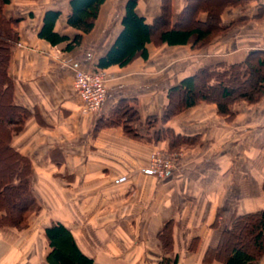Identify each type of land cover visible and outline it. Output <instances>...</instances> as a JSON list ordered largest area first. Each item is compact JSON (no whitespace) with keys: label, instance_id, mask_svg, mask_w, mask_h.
Masks as SVG:
<instances>
[{"label":"crops","instance_id":"crops-1","mask_svg":"<svg viewBox=\"0 0 264 264\" xmlns=\"http://www.w3.org/2000/svg\"><path fill=\"white\" fill-rule=\"evenodd\" d=\"M71 1L11 0L4 9L7 17L21 20L10 73L15 104L31 113L12 146L32 163V194L42 208L37 223L44 237L47 227L61 223L94 264H159L166 255L159 234L172 222L168 257L178 264H208V249L219 245L233 216L264 210V99L234 107L231 116L218 114L216 105L201 104L169 122L165 127L195 141L177 150L184 172L163 179L143 169L156 149L169 151L168 141L138 142L122 128L94 130L119 100L131 99L138 102L140 130L147 134V118L162 115L168 90L184 78L205 66L241 63L250 51H264V0L227 8L224 26L243 21L205 48L150 43L148 60L139 56L124 68L106 70L108 99L93 114L81 111L74 74L61 61L96 69L123 31L128 0H106L88 34L68 26ZM170 1L174 26L187 0ZM162 5L163 0H138L136 11L153 25ZM49 11L61 13L56 33L83 36L79 47L68 52L67 43L51 46L40 39ZM199 19L205 21L206 15ZM19 233L0 230V264L31 263L28 250L22 259L21 242L33 244L35 234L20 241ZM31 261L39 262L36 256Z\"/></svg>","mask_w":264,"mask_h":264},{"label":"trees","instance_id":"trees-1","mask_svg":"<svg viewBox=\"0 0 264 264\" xmlns=\"http://www.w3.org/2000/svg\"><path fill=\"white\" fill-rule=\"evenodd\" d=\"M254 0H187L178 22L173 26L171 1L163 0L162 13L153 25L146 23L136 11L138 0H128L122 20L123 31L109 52L101 58L94 70L106 71L114 66L124 68L137 57L148 60L147 45L167 44L170 47L192 44L205 48L218 36L233 30L239 23L222 24V14L229 7ZM106 0H72V13L68 26L84 34L94 29L101 6ZM11 0H0V230L14 229L24 232L29 228L32 214L40 212L32 194L31 161L21 155L12 140L19 135L31 113L14 102L15 83L10 73L12 54L19 44L20 19L9 18L4 12ZM264 8L261 9L262 14ZM201 14L206 20L199 19ZM59 11L45 15L40 39L51 46L67 43L66 50L73 51L82 43L83 36L73 39L55 32L60 17ZM264 99V51H250L241 63H218L205 66L180 84L168 90V104L161 116L146 120L147 134H142L132 124H140L138 102L121 99L111 109L108 117L100 118L95 132L106 128H122L129 139L138 142L168 141L170 149L177 150L189 145L194 138L176 133L165 127L184 112L201 104L216 105L218 114L233 115V108L240 103L255 105ZM216 248L208 249L205 263L260 264L264 259V210L233 217ZM49 253L47 264H94L78 246L72 232L61 223H53L45 229ZM165 257L159 264H178L168 257L173 252V225L168 222L159 234Z\"/></svg>","mask_w":264,"mask_h":264},{"label":"built area","instance_id":"built-area-1","mask_svg":"<svg viewBox=\"0 0 264 264\" xmlns=\"http://www.w3.org/2000/svg\"><path fill=\"white\" fill-rule=\"evenodd\" d=\"M62 66L74 74V90L82 101L81 111L84 114L98 113L108 99V82L110 80L106 71L85 70L72 59H62ZM155 156L153 163L144 174L149 176L164 177L173 171L171 157L162 154V158Z\"/></svg>","mask_w":264,"mask_h":264},{"label":"rangeland","instance_id":"rangeland-1","mask_svg":"<svg viewBox=\"0 0 264 264\" xmlns=\"http://www.w3.org/2000/svg\"><path fill=\"white\" fill-rule=\"evenodd\" d=\"M230 32V31H229ZM219 37V36H218ZM61 64H62V62H61ZM242 104L243 103H240V104H237L236 106H238V107H241L242 106ZM235 106V107H236ZM132 128H138L139 129V131L141 132V130H140V124L138 123V122H135L134 124H132ZM142 133V132H141ZM142 134H146V133H142ZM180 149V148H179ZM179 149H177V150H179ZM177 150H171V149H169V151H162V150H159V149H156L152 154H151V158L149 159V162L147 163V165H146V167L144 168V169H146V168H148L152 163H153V159H154V157L155 156H158L157 158H159V157H161L162 158V154H165V155H167L168 157H171L172 158V160H170L171 162H172V165H173V167H174V169H173V171L172 172H174V173H180V172H184V170H185V168H184V166L181 164V160H179V155H178V151ZM144 169H143V173H144ZM168 174H166V176H167ZM166 176H164V177H158V176H154V177H156V178H159V179H163V178H165ZM37 215V216H36ZM237 216V215H236ZM236 216H233V217H236ZM239 216H241V215H239ZM40 217H42V208H41V210H40V212H36V213H34V214H32L31 215V217H30V219H29V228L26 230V231H24V232H20L19 234H20V241H23L24 239H26V238H28V237H30L31 236V234L32 233H34L35 234V240H36V242H34L33 244L32 243H26V242H24V243H22L21 242V246H22V249H21V254H22V259H24V254H25V251H30L31 253H33L32 255H33V257H28L27 258V261L28 262H31V263H33L32 261H31V258L33 259V258H35V256L36 257H38V261L39 262H36V264L38 263V264H47L46 263V256H47V254L49 253V247H48V243H47V241H46V238L44 237V231H43V229L38 225V223H37V220L40 218ZM36 224L38 225L37 226V228H35V230H34V227L36 226ZM231 224H232V220H230V222H229V225H228V228H230V226H231ZM34 226V227H33ZM40 227V228H39ZM32 230L33 231H37V233H35V232H32ZM29 235V236H28ZM27 247H28V249H27ZM30 247V248H29ZM21 259V260H22ZM26 261V262H27ZM22 263H23V261H22ZM30 263V264H31ZM34 264V263H33Z\"/></svg>","mask_w":264,"mask_h":264}]
</instances>
